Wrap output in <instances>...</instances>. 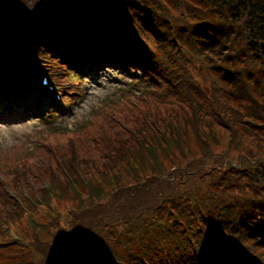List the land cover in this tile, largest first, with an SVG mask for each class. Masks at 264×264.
Returning <instances> with one entry per match:
<instances>
[{
    "label": "trees",
    "instance_id": "1",
    "mask_svg": "<svg viewBox=\"0 0 264 264\" xmlns=\"http://www.w3.org/2000/svg\"><path fill=\"white\" fill-rule=\"evenodd\" d=\"M2 3L13 9L10 2ZM93 3L83 1L79 13L62 3L52 5L50 12L79 18L80 39L87 37L86 27L125 29L121 18L129 21V15L141 12L146 21L149 14L136 0H99L97 9L109 10L108 14L99 23L93 20L83 26L96 10ZM42 6L49 7L48 0ZM189 11L191 37L211 47L215 60L207 58L206 65L217 74L213 81L227 86L213 91L212 103L191 101L171 110L148 106L130 111L127 116L132 119L127 122L106 119L93 129V136L87 133V140L89 130L67 137L63 146L46 143L42 150L54 158L42 156L46 161L37 162L30 173L17 167L8 186L0 183V207L7 205L17 215L30 199L49 202L53 189L57 197L68 198L71 191L81 201L86 190L88 201L104 204L103 215L90 220L88 232L78 230L52 247L46 264L264 263L260 254L264 252V50L258 48V41L264 42V0H214L206 13L214 18L195 8ZM48 16L50 20L37 26L36 21L33 25L25 21L24 26L36 34L46 28L63 30L53 14ZM16 18L0 16V33L5 37L18 30L22 18ZM197 23L201 25L195 27ZM21 61L19 77L29 69L27 60ZM140 63L141 59L133 61ZM7 64L0 62L3 83L10 78ZM193 95L196 99L197 92ZM225 133L226 150L217 152L209 143L219 145ZM192 141L198 149L194 164L213 165L183 181L179 175L171 179L174 166L169 165L181 149L192 153ZM232 154L237 164L258 161V172L244 179L242 168L247 172L251 166H224ZM237 173L238 179L233 177ZM181 183L204 184L206 195L194 194L192 199ZM12 193L15 197H10Z\"/></svg>",
    "mask_w": 264,
    "mask_h": 264
},
{
    "label": "rangeland",
    "instance_id": "2",
    "mask_svg": "<svg viewBox=\"0 0 264 264\" xmlns=\"http://www.w3.org/2000/svg\"><path fill=\"white\" fill-rule=\"evenodd\" d=\"M182 1L184 2L185 0ZM201 10L202 9H199V12H201ZM106 67L107 66L98 67L96 73H85L82 74L80 78L74 77L73 74H71V77L77 78L76 80L81 84V96L68 108L65 107L63 109L64 111H62L61 106H59V108H53L51 104H48V100L38 95L33 97V101L31 102L28 101L31 97L28 96V93L25 94L23 101L18 97L8 96L6 101L8 104L11 101L13 102L16 112L14 114L8 113L5 115L6 119H8L7 123L0 122V155H5V152L11 149V155L16 157L17 161L22 160L24 171L30 173L34 170V166H36L37 162H40V160L43 162L46 161L41 158L42 156L50 158L56 156L50 155L46 153L45 150L40 149L43 143L55 141L63 145L67 140L69 131L80 128L86 121H95L96 119L102 118V116L99 115L102 108L109 107L113 110L110 113V121L113 122L130 121L132 117L127 116L130 111H143L147 109V101L135 102L128 108L116 104L118 108L126 109L118 110V108H114L111 103L105 99L108 95L112 96L114 86L121 84L127 85L130 81V76L125 70H116ZM59 87L63 89L61 84H59ZM28 89H31V87L29 86ZM143 92H148L150 94L154 93L152 91ZM128 97H130V95L126 94L124 99L126 100ZM32 102L35 103V106ZM235 106L236 105L233 104V107ZM239 109L241 112H244L243 107ZM8 110L10 111L11 109L9 108ZM2 111H4L3 107L0 109V112ZM22 116H24L23 119H21ZM219 131L220 134L224 132L222 130ZM31 136H33L36 141H32V147L28 152L27 150L24 152L23 144L28 143ZM221 137L223 138L219 145H214L215 141L212 138L214 142L209 143L217 152L226 150V133L222 134ZM192 143L194 144L192 153L196 155L198 149L195 142L192 141ZM27 145L28 144H25V148H27ZM243 147L244 149L246 148L244 145ZM251 151L253 152V157H256L255 151ZM31 157L33 158L26 159ZM235 158V155L232 154V160H235ZM180 162L184 164L185 157H181ZM256 163H258V161L251 160L250 164L246 166H251L250 169L252 170V168L256 166ZM196 168L200 169L201 167L196 166ZM15 188V192L17 193L20 187L17 185ZM17 249V247H14L10 251L14 252L17 251Z\"/></svg>",
    "mask_w": 264,
    "mask_h": 264
},
{
    "label": "bare ground",
    "instance_id": "3",
    "mask_svg": "<svg viewBox=\"0 0 264 264\" xmlns=\"http://www.w3.org/2000/svg\"><path fill=\"white\" fill-rule=\"evenodd\" d=\"M200 25H201L200 23H197V24H195V27L200 26Z\"/></svg>",
    "mask_w": 264,
    "mask_h": 264
},
{
    "label": "water",
    "instance_id": "4",
    "mask_svg": "<svg viewBox=\"0 0 264 264\" xmlns=\"http://www.w3.org/2000/svg\"><path fill=\"white\" fill-rule=\"evenodd\" d=\"M263 46V45H262Z\"/></svg>",
    "mask_w": 264,
    "mask_h": 264
}]
</instances>
